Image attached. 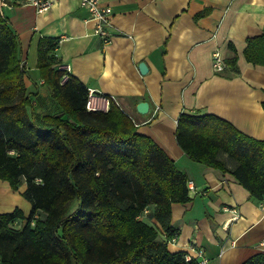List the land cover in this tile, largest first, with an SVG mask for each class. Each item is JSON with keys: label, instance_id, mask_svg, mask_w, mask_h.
Returning <instances> with one entry per match:
<instances>
[{"label": "trees", "instance_id": "obj_1", "mask_svg": "<svg viewBox=\"0 0 264 264\" xmlns=\"http://www.w3.org/2000/svg\"><path fill=\"white\" fill-rule=\"evenodd\" d=\"M13 30L0 6V179L12 189L24 182L31 206L27 214L0 213V264H197L166 245L174 236L171 204L188 200L186 175L113 101L107 112L88 111L84 84L72 75L60 82L55 37L37 44V69L55 108L35 109ZM243 53L264 64V33L248 37ZM224 61L223 70L239 72L236 54ZM175 138L191 159L229 171L251 197H264V139L187 112L177 117ZM148 207L164 239L140 217ZM240 264H264V251Z\"/></svg>", "mask_w": 264, "mask_h": 264}, {"label": "crops", "instance_id": "obj_2", "mask_svg": "<svg viewBox=\"0 0 264 264\" xmlns=\"http://www.w3.org/2000/svg\"><path fill=\"white\" fill-rule=\"evenodd\" d=\"M4 2L0 6L17 35L23 80L36 108H55L37 69L38 40L55 37L53 55L70 65V74L113 97L137 131L186 175L188 200L171 204L169 251L198 258L200 249L207 264H240L264 251L259 201L229 171L191 159L175 138L177 117L187 112L216 115L264 139V64L248 62L243 53L248 37L264 33V0H100L112 9L107 42L93 32L94 21L80 0H55L39 13L18 0ZM204 9L207 13L197 16ZM214 49L224 60L236 54L239 72L214 70ZM141 61L148 67L143 73ZM139 101L147 102L146 112L137 109ZM219 157L227 168L235 165L225 153ZM24 185L12 189L0 179V213L14 207L29 212ZM151 208L140 217L157 224L164 239Z\"/></svg>", "mask_w": 264, "mask_h": 264}, {"label": "built area", "instance_id": "obj_3", "mask_svg": "<svg viewBox=\"0 0 264 264\" xmlns=\"http://www.w3.org/2000/svg\"><path fill=\"white\" fill-rule=\"evenodd\" d=\"M21 3L29 4L35 8V10L39 13L45 10H48L52 3L55 0H18ZM1 4H4V0H0ZM82 6H84L89 12V18L94 21V33L99 35L104 42H107L110 37V33L106 28V24L108 23L109 14L112 11L110 6L102 5L100 0H80ZM212 64L214 70L221 71L224 68V58L221 55L218 49L212 50ZM59 69L62 71V75L60 78V82H65L70 77V65L68 63H61L59 65ZM110 95L104 94L102 92H98L93 88H87V94L85 99V108L88 111H100L107 112L110 108V103L112 101ZM187 187L190 186V182L187 181ZM260 206L264 208V197L259 200ZM146 212V209L144 210ZM264 243V242H262ZM197 257L191 256L186 252L185 260L190 261L191 259H196L197 264H207V259L203 256L202 250H196Z\"/></svg>", "mask_w": 264, "mask_h": 264}, {"label": "water", "instance_id": "obj_4", "mask_svg": "<svg viewBox=\"0 0 264 264\" xmlns=\"http://www.w3.org/2000/svg\"><path fill=\"white\" fill-rule=\"evenodd\" d=\"M138 67H139V70H140L142 73H143V72H146V71H147V68H148L147 65H146V63H145L144 61L139 62ZM137 109H138L140 112L142 111V113L146 112L147 109H148V104H147V102H146V101H139V102L137 103ZM62 117L65 118L66 115H63Z\"/></svg>", "mask_w": 264, "mask_h": 264}, {"label": "rangeland", "instance_id": "obj_5", "mask_svg": "<svg viewBox=\"0 0 264 264\" xmlns=\"http://www.w3.org/2000/svg\"><path fill=\"white\" fill-rule=\"evenodd\" d=\"M35 109L39 110L42 113H43L44 110H46V108H35Z\"/></svg>", "mask_w": 264, "mask_h": 264}]
</instances>
